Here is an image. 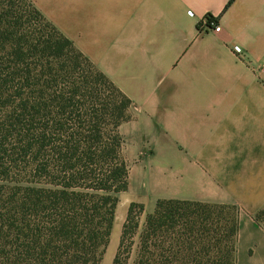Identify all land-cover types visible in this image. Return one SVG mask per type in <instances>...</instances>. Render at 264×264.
I'll list each match as a JSON object with an SVG mask.
<instances>
[{
	"label": "trees",
	"instance_id": "16d2710c",
	"mask_svg": "<svg viewBox=\"0 0 264 264\" xmlns=\"http://www.w3.org/2000/svg\"><path fill=\"white\" fill-rule=\"evenodd\" d=\"M24 3L0 0V264H100L130 100ZM142 210L128 206L112 264H235V206L158 200L138 232Z\"/></svg>",
	"mask_w": 264,
	"mask_h": 264
},
{
	"label": "crops",
	"instance_id": "0c3cea01",
	"mask_svg": "<svg viewBox=\"0 0 264 264\" xmlns=\"http://www.w3.org/2000/svg\"><path fill=\"white\" fill-rule=\"evenodd\" d=\"M28 1L130 100L126 191L146 216L235 206V264H264V0Z\"/></svg>",
	"mask_w": 264,
	"mask_h": 264
},
{
	"label": "rangeland",
	"instance_id": "374dc122",
	"mask_svg": "<svg viewBox=\"0 0 264 264\" xmlns=\"http://www.w3.org/2000/svg\"><path fill=\"white\" fill-rule=\"evenodd\" d=\"M27 4H30V2L28 0H26V3H24V5H27ZM129 166L134 167V164H131V165L129 164ZM117 196H118V204H117V208H116V212H115L114 223L112 226L108 246L105 249V252L102 256V260H101L100 264H112V261L115 257V254H116V251L118 249L119 237H120V234L122 231V226H123V223H124V221L126 219V215H127V209H128L127 207L129 206V205L126 206L127 203H131L134 200H138V202L136 201V204H141L143 206V210L139 214L138 219H137V221H138V232L141 231V229L143 228L144 222H145V218H146L145 206L142 203H139L140 201L145 200L143 196L133 195L130 190L122 192V193L118 194ZM125 207L127 208L126 211H125ZM137 211H138V208H135L134 214L137 213ZM120 217L124 218L122 222H121ZM133 255H134V253L132 252L128 264H131V261L133 259Z\"/></svg>",
	"mask_w": 264,
	"mask_h": 264
},
{
	"label": "built area",
	"instance_id": "2783aa9c",
	"mask_svg": "<svg viewBox=\"0 0 264 264\" xmlns=\"http://www.w3.org/2000/svg\"><path fill=\"white\" fill-rule=\"evenodd\" d=\"M206 25H210V26L214 27L213 29H214L215 32H219L220 31V26L217 25V24H214V22H211V21L208 20V22H206ZM200 31H202V30L200 29ZM234 50H235L236 53H240L239 48H234ZM262 74L264 75V70H262Z\"/></svg>",
	"mask_w": 264,
	"mask_h": 264
}]
</instances>
